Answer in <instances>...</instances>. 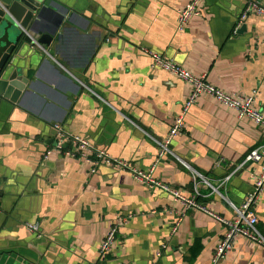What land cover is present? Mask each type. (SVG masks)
I'll list each match as a JSON object with an SVG mask.
<instances>
[{"label":"crops","instance_id":"0c3cea01","mask_svg":"<svg viewBox=\"0 0 264 264\" xmlns=\"http://www.w3.org/2000/svg\"><path fill=\"white\" fill-rule=\"evenodd\" d=\"M191 1L55 0L40 18L39 28L56 33L46 52L35 53L33 64L43 69L38 76L30 70L32 94L0 112V264H212L225 227L210 216L185 210L172 195L113 167L102 165L93 175L80 159L52 153L45 160L55 137L51 125L62 124L139 170L155 166L156 179L187 197L193 196L194 171L214 187L231 175L222 191L241 206L260 165L238 167L264 146V128L202 95L185 132L173 139L172 154L160 157L159 143L191 87L153 69L142 50L207 75L228 94L257 90L264 112V17L249 18L247 33L236 35L247 0H204L201 15L178 31L179 10ZM56 64L65 67L63 76ZM199 190L201 203L234 219L225 200L206 185ZM256 210L264 236V194ZM129 215L103 256L111 227ZM32 223L40 225L41 239L28 231ZM221 264H264V247L238 238Z\"/></svg>","mask_w":264,"mask_h":264},{"label":"built area","instance_id":"2783aa9c","mask_svg":"<svg viewBox=\"0 0 264 264\" xmlns=\"http://www.w3.org/2000/svg\"><path fill=\"white\" fill-rule=\"evenodd\" d=\"M203 2L204 0H192L188 5L179 10L178 31H184L191 19L201 15V5ZM0 6H3L1 0ZM253 16L264 17V6L258 1L247 0L234 33L237 35L246 21ZM35 49H40L42 52H46L41 46H37ZM142 51L151 58L153 69L169 73L189 84L191 87V92L186 99L181 112L174 118L168 137L163 142L159 143L160 157L172 154L171 144L173 139L177 136H181L185 132L187 125L186 118L202 95H208L220 104L235 110L240 119L251 120L256 125L264 128V112L257 104V90H254L248 96H241L236 93L228 94L211 84L208 81L207 75H194L175 61L169 60L164 55L156 53L150 49L145 48ZM51 129L54 131L55 137L53 140L54 142L48 149L45 160H47L52 153H59L64 157H70L73 159H80L90 166V173L93 175L98 173L99 168L102 165L113 167L129 173L136 181L144 184L148 189H158L172 195L175 201L180 203L185 210L201 211L215 221L221 223L225 227V232L215 250L212 264H221L228 253L232 251L235 241L238 238L247 239L258 246L264 247V236L258 229L259 219L256 213V206L258 205L262 194H264V146L251 151L243 164L238 167V169H240L247 163H257L260 165V171L255 177L253 191L247 195L241 206H236L226 197L227 184L232 178L231 175L221 181L218 187H214L208 179L194 171L193 196L187 197L172 185L156 179L154 177L155 166L148 171L139 170L124 160L112 157L107 151L98 149L90 143L88 139L74 135L62 124L51 125ZM185 166L189 168L188 165L185 164ZM200 184L206 185L213 191V194L220 196L232 207L235 213L233 220L225 219L221 215L211 211L207 205L200 202V199L202 198V194L199 190ZM222 190L226 192L224 193ZM132 217V215H129L128 217L121 216L116 220L115 225L111 227L101 245V254L103 256L110 254L116 245L120 229L124 227ZM181 220L182 218L176 223V226L173 228V233L178 231V225ZM27 229L32 234H35L38 239L42 238L39 224H28ZM162 248L163 250H166L165 246ZM161 256L160 253L157 254L158 259H160Z\"/></svg>","mask_w":264,"mask_h":264},{"label":"water","instance_id":"95a60500","mask_svg":"<svg viewBox=\"0 0 264 264\" xmlns=\"http://www.w3.org/2000/svg\"><path fill=\"white\" fill-rule=\"evenodd\" d=\"M0 6V112L23 103L31 94L34 82L30 70L40 74L43 66H35L37 46L45 50L54 41L56 33L38 27L40 18L55 4V0H1ZM244 24L239 33H247ZM58 40L62 38L59 35ZM33 48V50H32ZM35 68V69H33ZM65 67L54 66V71L63 76ZM43 243L42 240H38Z\"/></svg>","mask_w":264,"mask_h":264}]
</instances>
